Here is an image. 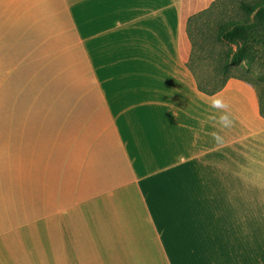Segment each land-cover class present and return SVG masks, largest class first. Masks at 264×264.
Instances as JSON below:
<instances>
[{"label":"crops","instance_id":"crops-1","mask_svg":"<svg viewBox=\"0 0 264 264\" xmlns=\"http://www.w3.org/2000/svg\"><path fill=\"white\" fill-rule=\"evenodd\" d=\"M214 1L0 0V264H264L258 96L187 68Z\"/></svg>","mask_w":264,"mask_h":264},{"label":"rangeland","instance_id":"rangeland-1","mask_svg":"<svg viewBox=\"0 0 264 264\" xmlns=\"http://www.w3.org/2000/svg\"><path fill=\"white\" fill-rule=\"evenodd\" d=\"M222 1L223 3L220 4L219 8L214 9L206 18L193 23L191 26L192 37L189 41L192 45L187 63L197 79L219 80L222 78L219 73L220 67L229 63L231 52L238 49L241 43L220 37V29L227 28L226 25L231 20L243 21L248 19L252 21L253 19L251 13L241 9L243 1L251 3L253 0ZM248 44L250 47L248 58L230 65L229 75L255 89L258 102H260L264 113V22L250 34ZM5 106L3 114L5 113ZM3 160L6 163L5 158Z\"/></svg>","mask_w":264,"mask_h":264},{"label":"trees","instance_id":"trees-1","mask_svg":"<svg viewBox=\"0 0 264 264\" xmlns=\"http://www.w3.org/2000/svg\"><path fill=\"white\" fill-rule=\"evenodd\" d=\"M222 0H215L207 9L191 16L187 20L186 24V34L188 39L192 37L191 26L193 23L200 21L206 18L211 14L214 9L219 8L222 4ZM241 9L251 13L253 15L252 21L246 19L243 21H229L227 23V28L220 29L219 35L222 38H225L230 41H238L241 43L240 47L235 51L231 52L229 63L223 64L220 67L219 73L222 75V78L219 80L213 79H197L195 77L197 89L206 94L213 95L223 89L226 82L230 78H235L232 75H229V66L238 63L243 59H247L249 55V44L248 39L250 34L258 27H260L264 22V0H253L251 3L243 1L241 3ZM191 44V43H190ZM192 45V44H191ZM187 68L191 71L190 66L187 63ZM192 72V71H191ZM194 75V74H193ZM259 113L264 118V113L261 109L259 102Z\"/></svg>","mask_w":264,"mask_h":264},{"label":"clouds","instance_id":"clouds-1","mask_svg":"<svg viewBox=\"0 0 264 264\" xmlns=\"http://www.w3.org/2000/svg\"><path fill=\"white\" fill-rule=\"evenodd\" d=\"M211 107L214 109H227L228 105L225 103L224 100L220 98L213 97L211 100ZM209 120H217L221 124L222 127H229L232 123V120L230 119L229 114L225 111L219 115V117H216L215 115H210L208 117ZM213 136L215 139L219 140V136L215 133H213Z\"/></svg>","mask_w":264,"mask_h":264}]
</instances>
